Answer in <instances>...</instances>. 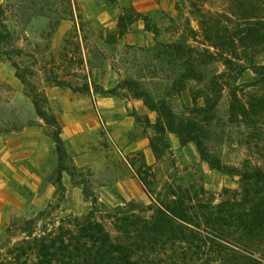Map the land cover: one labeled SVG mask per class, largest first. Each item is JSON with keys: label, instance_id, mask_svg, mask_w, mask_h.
Instances as JSON below:
<instances>
[{"label": "rangeland", "instance_id": "rangeland-1", "mask_svg": "<svg viewBox=\"0 0 264 264\" xmlns=\"http://www.w3.org/2000/svg\"><path fill=\"white\" fill-rule=\"evenodd\" d=\"M194 2L191 7L187 0H0L6 9L2 21L11 32L10 44L21 49L15 59L30 67L33 74L28 78L44 88L52 110L61 118V137L67 151L64 169L60 170L46 124L35 115L14 67L0 54V253L21 238L18 230L7 232V227L15 219L33 217L38 211L44 210L38 220L42 229L57 226L68 217L85 215L93 197L102 210L122 199L148 204L149 195L138 173L152 182L151 191L155 187L164 192L162 186L168 181L195 192L204 188L215 202L224 187H236L235 177L211 168L200 158L193 142L181 144L174 133L165 135L169 148L159 158L154 154L155 162L149 165L139 146H150L152 129L143 120L148 116L155 121L156 114L147 107L145 112L137 109L135 97L122 87L105 94L96 92L94 86L83 90L86 84L108 89L124 78L139 76L154 91L165 94L172 84V65L161 63L168 57L157 41L180 38L204 47L198 24L201 12L214 18L217 26H228L229 31L238 20L230 13L242 8L239 3L248 6V16L264 15V0ZM137 12L149 15L159 28L158 36L145 29ZM181 68L175 64L173 78ZM223 70V65L215 63L205 68V76ZM53 75L64 84L53 83ZM252 76L248 69L233 86ZM221 80L228 82L227 86L233 82L226 77ZM188 85L187 90L173 96L180 112H189L185 107L203 102V83ZM227 93L228 87L223 97ZM102 96L105 99L101 100ZM132 110L141 113L140 121L135 120L128 131L119 129L117 125L124 124ZM218 110L224 113L222 102ZM14 124L19 126L2 130ZM210 146L237 147L234 139L215 140ZM231 151L226 154L230 160H239Z\"/></svg>", "mask_w": 264, "mask_h": 264}, {"label": "trees", "instance_id": "trees-1", "mask_svg": "<svg viewBox=\"0 0 264 264\" xmlns=\"http://www.w3.org/2000/svg\"><path fill=\"white\" fill-rule=\"evenodd\" d=\"M187 1L191 7L195 5L194 0ZM239 5L241 9L230 13L238 16L230 31L201 12L198 24L204 47L180 38L157 41L168 57L161 63L172 65V84L165 94L154 91L139 76L124 78L108 89L95 83L83 88L94 86L99 94L114 93L119 87L129 91L156 114L155 121L144 116L143 123L152 129L149 143L157 158L169 148L165 135L174 133L181 144L193 142L211 168L235 177L236 187H224L215 202L204 188L195 192L168 181L162 186L164 192L155 187L151 191L152 182L138 173L149 195L148 204L122 199L102 210L93 197L85 215L68 217L51 228H38L44 210L30 218L15 219L6 231L18 230L21 238L0 253V264H264V15L248 16V6ZM5 10L0 5V54L14 67L35 115L46 124L58 155V168L63 170L67 151L61 124L44 88L28 78L33 71L15 59L21 49L10 44L11 32L2 21ZM148 16L137 12L145 29L158 36L159 28ZM215 63L224 70L205 76V68ZM175 64L182 71L173 78ZM248 69L253 76L233 86ZM51 77L56 85L64 84ZM224 77L232 79V84L227 86L228 82L221 80ZM193 81L203 83V102L185 107L189 112H180L173 96L187 90ZM226 87L228 93L223 97ZM220 102L223 114L218 113ZM130 115L140 121L137 110ZM231 139L237 146L234 149L210 146L215 140ZM231 150L239 160H230L226 154ZM200 194L210 198L205 200Z\"/></svg>", "mask_w": 264, "mask_h": 264}, {"label": "crops", "instance_id": "crops-1", "mask_svg": "<svg viewBox=\"0 0 264 264\" xmlns=\"http://www.w3.org/2000/svg\"><path fill=\"white\" fill-rule=\"evenodd\" d=\"M105 99V97H101V100ZM135 105H137V109H139L142 112H145V105L143 104V102L140 99H133ZM138 111V110H137ZM140 113V112H139ZM141 114V113H140ZM125 119L127 120L124 124L123 122H121L120 124H118L117 126H119V129L123 130V131H128L129 129L133 128L134 122H135V118L132 115H128L125 116ZM58 120L61 122V118L59 117ZM132 144H136L135 142H133ZM140 149L145 153V157L147 159V163L149 165H152L155 162V158H154V153L151 149V147L148 145V143H146L143 146H139ZM129 180H132V178H129ZM125 180H122L121 182H119L118 185L122 184L123 182H125ZM120 187V186H119Z\"/></svg>", "mask_w": 264, "mask_h": 264}, {"label": "water", "instance_id": "water-1", "mask_svg": "<svg viewBox=\"0 0 264 264\" xmlns=\"http://www.w3.org/2000/svg\"><path fill=\"white\" fill-rule=\"evenodd\" d=\"M244 74H246V72Z\"/></svg>", "mask_w": 264, "mask_h": 264}]
</instances>
